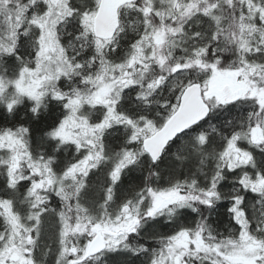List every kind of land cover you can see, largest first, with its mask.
I'll return each mask as SVG.
<instances>
[{
  "label": "snow or ice",
  "instance_id": "snow-or-ice-1",
  "mask_svg": "<svg viewBox=\"0 0 264 264\" xmlns=\"http://www.w3.org/2000/svg\"><path fill=\"white\" fill-rule=\"evenodd\" d=\"M0 264H264V0H0Z\"/></svg>",
  "mask_w": 264,
  "mask_h": 264
}]
</instances>
